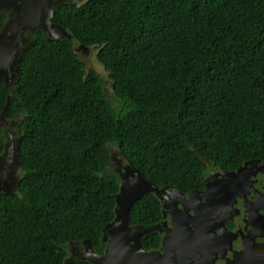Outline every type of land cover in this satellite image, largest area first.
Listing matches in <instances>:
<instances>
[{"label":"trees","instance_id":"obj_1","mask_svg":"<svg viewBox=\"0 0 264 264\" xmlns=\"http://www.w3.org/2000/svg\"><path fill=\"white\" fill-rule=\"evenodd\" d=\"M53 21L70 37L35 29L18 88L0 82V112L13 94L8 117H23L19 191L0 194V264H61L83 239L102 252L119 183L112 146L185 193L203 187L204 164L264 160V0L63 2ZM78 43L97 47L113 100ZM3 140L0 129V152ZM160 219L153 194L130 207L131 223ZM142 241L155 248L160 235Z\"/></svg>","mask_w":264,"mask_h":264},{"label":"water","instance_id":"obj_2","mask_svg":"<svg viewBox=\"0 0 264 264\" xmlns=\"http://www.w3.org/2000/svg\"><path fill=\"white\" fill-rule=\"evenodd\" d=\"M65 1L73 2V0H0V8L4 7L9 12L0 34V82L4 89L11 92L19 86V62L22 52L31 44L30 34L25 35L27 30L39 29L47 39L70 37L65 27L53 21L55 6ZM80 1L83 3L86 0ZM88 49L89 47L83 43L77 44L76 52L79 59L83 60V54ZM13 97V94L7 96L0 112V129L4 136V145L0 152V194L18 193L22 175L20 143L23 133L18 132L17 126L23 117H8L9 104ZM106 165L118 176L119 183L114 194V217L102 229L104 253H98L90 239L69 241L67 245L73 246V250L64 257L61 264H70L76 259L93 264H176L178 258L185 262L189 259L186 250L190 245L189 237L192 235L188 230V221L193 219L188 214V208L194 196L198 195V200L203 197L208 201L217 187L229 185V181L241 182L258 170L264 171V164L259 159L246 160L231 170L220 168L205 179L204 191L193 189L185 199L175 186H158L150 181L115 146L109 148ZM234 186L235 184L232 187ZM144 194H153L171 215V224L165 228L161 238L163 252L156 249L147 250L142 241L145 235L160 231V223L145 225L131 223L129 220L131 205ZM178 203L182 204L183 209H177ZM73 244L81 245V249ZM260 244L258 254L255 246H247L232 262L238 264L240 261L241 264L245 257L254 256L256 264H264V244Z\"/></svg>","mask_w":264,"mask_h":264},{"label":"flooded vegetation","instance_id":"obj_3","mask_svg":"<svg viewBox=\"0 0 264 264\" xmlns=\"http://www.w3.org/2000/svg\"><path fill=\"white\" fill-rule=\"evenodd\" d=\"M80 2V0H73L72 3L79 4ZM8 17L9 12L7 9L0 8V34ZM34 30L25 32V35L30 34L31 40L34 37ZM96 54L97 47L94 45L89 46L87 52L83 54V61L87 69L93 68L96 70L92 63L88 64L89 58L96 62ZM259 160L264 164V160ZM204 167L205 174L201 176L203 187L194 188V190L204 191L205 179L222 168L214 165L208 166L207 164H204ZM228 184L217 187L216 191L208 198V201L201 196L198 200V195L194 196L188 208V214L193 218L188 221V230L192 232L189 237L190 245L186 250V256L189 259L183 262L178 258L176 264H232V260L238 254L240 256L247 246H255L258 254L260 250L258 245L260 246V243L264 244V171L258 170L246 180L242 179L238 183L229 181ZM233 184H235L234 187H232ZM190 191L186 193L181 191L185 199L188 198ZM177 209H183L181 203L177 204ZM156 223L161 224V230L155 231L160 235L159 246L150 249L144 247L147 250L156 249L163 252L161 238L165 228L171 224V215L163 206H161V219L152 224ZM102 243L105 247L103 240ZM66 246V256H68L71 254L73 246L69 244H66ZM76 246L81 249V245L77 244ZM98 253L103 254L104 249ZM256 261L254 256H247L241 264H256ZM237 263L240 264V261Z\"/></svg>","mask_w":264,"mask_h":264},{"label":"rangeland","instance_id":"obj_4","mask_svg":"<svg viewBox=\"0 0 264 264\" xmlns=\"http://www.w3.org/2000/svg\"><path fill=\"white\" fill-rule=\"evenodd\" d=\"M93 57L95 58V56H93ZM91 63L93 64V67L96 68L97 72H98L102 77H104V79L106 80V84H105V86H106V87H105L106 98L113 100L114 97L112 96V94H111V92H110V89H109V84H108V81H107V74H106V72L102 69V66L97 62V60H96V62H95L94 60H91V59L89 58V62H88V64L90 65ZM107 86H108V87H107Z\"/></svg>","mask_w":264,"mask_h":264}]
</instances>
